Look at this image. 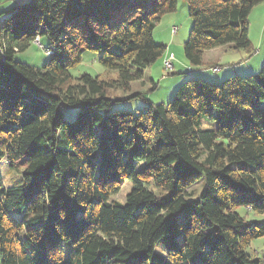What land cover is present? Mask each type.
I'll list each match as a JSON object with an SVG mask.
<instances>
[{"label": "trees", "instance_id": "1", "mask_svg": "<svg viewBox=\"0 0 264 264\" xmlns=\"http://www.w3.org/2000/svg\"><path fill=\"white\" fill-rule=\"evenodd\" d=\"M178 1L0 10V159L22 167L9 186L0 177V264H264L247 250L264 236V64L221 82L189 76L167 102L131 90L165 52L153 30ZM183 1L189 67L220 46L254 53L248 15L264 0ZM42 39L47 62L15 59ZM84 50L116 76H72Z\"/></svg>", "mask_w": 264, "mask_h": 264}, {"label": "rangeland", "instance_id": "2", "mask_svg": "<svg viewBox=\"0 0 264 264\" xmlns=\"http://www.w3.org/2000/svg\"><path fill=\"white\" fill-rule=\"evenodd\" d=\"M155 26L152 35L153 40L159 44H166L167 50L144 71L141 80H135L131 83L132 91L144 93L145 99L150 100L154 104L161 101H169L175 90L187 77L191 76L195 78V76L198 75L196 69L199 67L207 72L202 76L200 75V77L209 81L221 82L224 77L227 76V74H225L227 72H231L229 73L231 76H233L232 74H237L239 76L257 74L264 64V1L254 6L248 15V37L254 49H260L259 52L250 54V52L243 49L233 50L231 46H220L203 52V59L205 62H218L221 60L220 62H222V65L218 71L219 76L224 75L221 77H213L218 72L213 71L210 67L190 66V68L194 70L190 72L186 70L189 63L184 57L183 44L188 38L192 20L189 16L188 5L185 1L179 0L176 11L165 14ZM172 27H176L175 33L172 32ZM42 41V43L39 42L41 45L34 42L27 50L17 52L15 54V59L37 66L47 62L48 56L43 49L46 41L44 39H42ZM171 54L175 56V58L173 56L174 68L170 71L172 73L168 74L170 72L165 71L163 61L167 55ZM233 69L238 70L237 73H234V71H232ZM69 72L74 77L82 73L97 75L102 79L114 78L116 76V72L100 66L97 61L96 53L90 50L83 51L81 62L76 67L69 69ZM150 80L156 83V87L153 88V84ZM120 93L121 92L118 90L111 91L113 95H120ZM135 103L138 104V99L122 103L119 107L133 110ZM205 126H208V124L202 119L201 127ZM20 169L22 170L20 165L11 168L8 166L5 158L0 159V177L2 178L4 186H9L20 179ZM198 186L199 185H196L195 188H198ZM130 188L131 183L129 181H124L119 192L114 195L112 199L124 203L126 194L129 192ZM237 211L248 219L261 220L263 218V216H256L252 212H247L243 207H237ZM163 249L161 242H157L154 246L156 252H163ZM247 250L250 251L252 256H258L264 261V236L253 239Z\"/></svg>", "mask_w": 264, "mask_h": 264}, {"label": "crops", "instance_id": "3", "mask_svg": "<svg viewBox=\"0 0 264 264\" xmlns=\"http://www.w3.org/2000/svg\"><path fill=\"white\" fill-rule=\"evenodd\" d=\"M24 1H26V0H0V10H2L3 8L4 9H6V8H8V7H10L11 5H13L14 4V2H24ZM165 15V14H164ZM163 15V16H164ZM162 16V17H163ZM156 27V26H155ZM155 27H154V29H155ZM153 32H154V30H153ZM251 41V40H250ZM164 45H166V44H164ZM252 48L254 49V47L252 46ZM166 50H167V45H166ZM165 50V51H166ZM260 51V49H258V50H255L254 49V53L255 52H259ZM169 53H171V52H169ZM173 54V53H172ZM174 56V55H173ZM203 56H204V53H203ZM203 56H202V59H203ZM174 58H175V56H174ZM221 61V60H220ZM220 61H218V62H215V61H206L205 62V60L203 59V66L202 67H208V66H211V65H215V66H218L219 67V69H220V67H221V65H222V62H220ZM252 65H255V64H252ZM187 67H189V66H187ZM251 67H254V66H251ZM174 68V67H173ZM219 69L216 71V72H218L219 71ZM192 70H194L193 68H192ZM197 70V73H198V76H202V75H204V74H206L207 72H206V70H203V69H201L200 67L199 68H197L196 69ZM232 71H234V73H237V71L238 70H236V69H233ZM229 73H231V72H227V73H225V74H227V75H230ZM221 76H224V75H221ZM221 76H219V72L216 74V75H214L213 77H221ZM213 79H215V78H213ZM216 80V79H215ZM152 82H153V80H151Z\"/></svg>", "mask_w": 264, "mask_h": 264}, {"label": "built area", "instance_id": "4", "mask_svg": "<svg viewBox=\"0 0 264 264\" xmlns=\"http://www.w3.org/2000/svg\"><path fill=\"white\" fill-rule=\"evenodd\" d=\"M172 32L173 33L176 32V27H172ZM46 53L49 54L50 51H47ZM173 61H174V58H173V55L172 54L171 55H167L164 58L163 65H164L165 71H167V72L172 71L173 66H174V62ZM186 69H187L188 72L191 71L190 67H187ZM211 69L213 71H217L219 69V67L218 66H213Z\"/></svg>", "mask_w": 264, "mask_h": 264}]
</instances>
